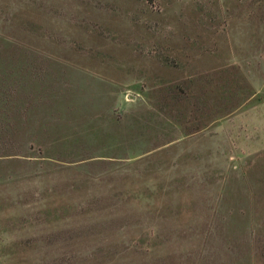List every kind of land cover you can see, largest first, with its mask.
Instances as JSON below:
<instances>
[{"label":"rangeland","instance_id":"1","mask_svg":"<svg viewBox=\"0 0 264 264\" xmlns=\"http://www.w3.org/2000/svg\"><path fill=\"white\" fill-rule=\"evenodd\" d=\"M0 264H264V0H0Z\"/></svg>","mask_w":264,"mask_h":264}]
</instances>
